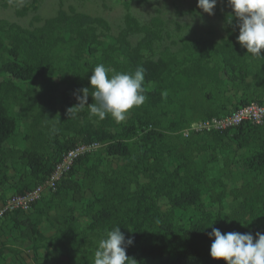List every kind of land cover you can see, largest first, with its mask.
Listing matches in <instances>:
<instances>
[{
    "label": "trees",
    "instance_id": "1",
    "mask_svg": "<svg viewBox=\"0 0 264 264\" xmlns=\"http://www.w3.org/2000/svg\"><path fill=\"white\" fill-rule=\"evenodd\" d=\"M224 1L226 36L219 42H201V47L192 40L178 50L179 54L164 48L157 55L155 43L162 39L163 32L158 17L141 25L126 13L125 27L116 36L109 34V26L102 18L73 9L59 8L55 16L44 20L36 16L35 21L42 23L32 29L0 20V76H9L23 85L18 91L23 93L26 103L21 105L31 113L37 101L31 95L35 91L32 86H40L38 81H43V72L47 71L45 62L52 56H57V62L51 74L65 64L74 68V80L80 76L77 89L64 88L60 103V112L65 115L61 127L72 131L73 136L63 142L56 139L52 145L54 153L49 157L42 156L37 143L29 152H20L19 160L25 163L33 185L16 194L43 183L67 150L92 141L101 144L96 152L80 155L56 189L44 190L28 211L17 210L0 222L6 223L12 216L14 225L26 223L31 235L40 239L38 227L31 222V218L36 222L38 208L53 204L61 194H71L73 201H81L84 191L90 190L95 208L89 209L91 222L85 230L99 241L107 230L119 226L126 240L133 239L126 246V255L134 260L132 264H225L224 260L210 256L213 239L208 233L213 227L222 233H251L254 240L257 232L264 233V125L245 122L223 132L191 133L188 137L182 134L195 122L228 115L251 102L264 105V49L260 57H253L241 47L237 41L238 21L227 0ZM137 33L142 37L132 45L128 38ZM99 63L120 72H134L137 66L146 69L147 99L133 108L125 124L110 115L103 120L91 117L87 107L76 118L66 114L68 108L78 105L74 93L83 95L78 92L83 88H89L87 104L94 103L89 78ZM165 92L167 95H162ZM193 92L196 97L197 93H204V102L223 99L222 107L235 99L234 109L222 116L215 115V111H202L195 113L202 115L200 120L188 118L191 114H186V103ZM37 94L43 96L41 90ZM13 95L4 90V81L0 80V185L9 181L6 170L14 157L4 148L17 129L6 103ZM172 112L177 118L164 123L162 117ZM41 114L39 110L33 114L34 128L41 124ZM39 134L41 131H37ZM199 137L205 138V145L198 141ZM225 141L236 143L242 165L236 169L237 162L227 161L228 157L222 160L224 172L238 174V181L231 184L229 192L223 190L226 183L219 177V170H214L218 175L211 178L204 176L211 166L216 169L217 160L213 158H217L221 142ZM199 149L211 153L204 159L203 167L193 160L195 152L201 153ZM144 157L150 158L148 168L141 164ZM115 159L124 163L109 172L100 170L103 160ZM79 169L89 180L77 179ZM34 208L32 216L28 212ZM22 217L27 222H22ZM74 221L72 215L64 217L61 233L82 242L77 257L66 264H87L94 256L91 241L86 232L73 227ZM3 250L1 247L0 256Z\"/></svg>",
    "mask_w": 264,
    "mask_h": 264
},
{
    "label": "rangeland",
    "instance_id": "2",
    "mask_svg": "<svg viewBox=\"0 0 264 264\" xmlns=\"http://www.w3.org/2000/svg\"><path fill=\"white\" fill-rule=\"evenodd\" d=\"M226 6L227 4L224 0H217L213 14L209 15L197 7V0H0V20L17 24L26 29H32L42 23V21H35L36 16L44 20L55 16L59 8L65 11L73 9L91 17L102 18L109 26V34L116 36L125 27L124 17L126 13L131 14L141 25L149 23L154 17H158L162 23L163 32L162 39L155 43L157 55L164 48L179 54L178 50L192 40L198 41L200 44L198 47H201V42H219L221 38L226 36L222 19ZM141 37L142 34L137 33L130 35L128 39L132 45H135ZM56 58V55L52 56L50 61L45 62L44 66L47 71L43 72V75L45 74L43 81H38L40 86H32L35 91L31 95L37 100L32 105V113L21 105L25 102L23 100L24 95L18 91V88H23V85L15 82L9 76H0V80L4 81V90H10L14 93L12 97L6 100V103L17 124L14 135L4 143V148L7 151L10 150L14 157L9 161V169L6 170L10 179L0 185V203L10 195L19 193L21 189H27L33 185L31 180H28L29 173L26 170L25 163L19 160L20 152H29L37 143L41 146L42 156L49 157L54 153L52 145L56 139L63 142L73 136L72 131H65L61 127V122L65 115L60 112V103L64 88L77 89L80 76L77 80H74L71 74L74 68L65 64L59 65V68L57 67L56 71H53L55 74H51L53 67H56L54 65L57 62ZM40 90L43 94L42 97L37 94V91ZM193 94L194 92L191 93L186 103V114H191L188 118L192 116L200 120L202 115L198 113L202 111H215V115L222 116L234 109L232 104L236 102L233 99L230 103L226 102L225 107H222L223 99L214 102H204V93H197L198 97ZM220 98L222 97L220 96ZM179 105L177 103L176 107ZM36 110L44 114H41L43 116L38 128L32 126L33 114ZM175 110L179 112V108ZM196 112H198L197 115L195 114ZM132 113L133 109L126 119L122 121L123 124L131 118ZM173 118H177V116L172 112L167 116H163L162 120H165V123ZM52 126H55L58 131L55 133L50 132ZM37 131H41L39 136H37ZM35 136L38 138L37 140ZM198 141L205 145V138L199 137ZM220 146L219 153H216L217 158H213L217 160L214 163L216 169H213L210 165V171L205 172L204 176L211 178L214 175H218L214 170H219L221 172L219 177L226 183V188H223V190L224 192H229L232 187L231 184L237 183L238 174L230 175L227 171L224 172L222 160L224 157H228L227 161L237 162L234 164V168L240 169L242 166L241 155L234 142H221ZM199 151L201 153H194L193 160L203 167L204 159L210 156L211 153L208 151L202 152L201 149ZM101 152H98L97 156H100ZM138 155H141V152ZM123 163L124 160L122 159L103 160L100 164V170L109 172V170L116 169ZM149 163L150 158L147 157H144L141 162L145 168H148ZM197 170H200L198 166ZM76 173L77 179L83 180L84 178V180H89V177L84 175L82 170L80 171L79 169ZM89 191L85 190L82 200L78 202L73 201L71 194H61L60 198L59 196L56 197L53 204L45 205L41 208L36 207L40 213L38 212L34 216L36 222L34 219L32 221V218L31 222L38 227L42 235L40 239L31 235L29 226L26 223L14 225L12 216L7 219L6 223L2 224L0 222V248L3 247L4 249L2 256H0V263L60 264L61 261L66 264V262L72 261V258H76L77 252H80L78 247L81 245L82 239L64 237L61 233V230L63 231V228H65L62 226V222L64 217L72 215L76 219L75 223L72 224L73 227L81 229V231L86 232L85 235H88V229L87 231L85 230L91 222L88 212L90 207L91 209L95 208V206H92L93 195ZM163 208L165 207L163 206ZM36 209H31L28 213L33 216V212ZM22 218V222H27L23 221L25 217ZM36 238H38L37 241ZM88 239L91 241L90 250L94 252L96 246H98V240L92 235H88ZM35 245L39 246L36 250ZM87 264H94V256L87 260Z\"/></svg>",
    "mask_w": 264,
    "mask_h": 264
},
{
    "label": "clouds",
    "instance_id": "3",
    "mask_svg": "<svg viewBox=\"0 0 264 264\" xmlns=\"http://www.w3.org/2000/svg\"><path fill=\"white\" fill-rule=\"evenodd\" d=\"M227 3L238 21V43L248 54L260 57L264 49V0H227ZM216 4L217 0H197V7L209 15ZM91 71L89 82L94 103L87 104L89 88L78 90L83 95L74 93L78 105L67 109L68 118H76L87 107L91 117L103 120L110 115L116 122H122L133 108L146 101L143 66H137L134 72H120L99 63ZM57 131L55 126L50 128L52 133ZM208 236L213 239L210 247L213 259H222L225 264H264V233L257 232L254 240L251 233H222L213 227ZM132 243L133 239L126 240L119 226L107 230L94 251V264H132L134 260L126 255V246Z\"/></svg>",
    "mask_w": 264,
    "mask_h": 264
},
{
    "label": "built area",
    "instance_id": "4",
    "mask_svg": "<svg viewBox=\"0 0 264 264\" xmlns=\"http://www.w3.org/2000/svg\"><path fill=\"white\" fill-rule=\"evenodd\" d=\"M250 122L255 125H264V105L251 102L242 106L230 114L222 117H211L191 124L182 131L183 136L188 137L191 133L223 132L225 130L240 126L242 123ZM101 144L96 141L81 143L67 150L61 159L55 164L52 172L43 183L35 188L20 194L9 196L0 204V220L7 214L19 211H28L46 189L55 190L61 180L72 170L75 160L87 153L96 152Z\"/></svg>",
    "mask_w": 264,
    "mask_h": 264
},
{
    "label": "crops",
    "instance_id": "5",
    "mask_svg": "<svg viewBox=\"0 0 264 264\" xmlns=\"http://www.w3.org/2000/svg\"><path fill=\"white\" fill-rule=\"evenodd\" d=\"M0 264H2V263H0ZM5 264V263H4Z\"/></svg>",
    "mask_w": 264,
    "mask_h": 264
}]
</instances>
